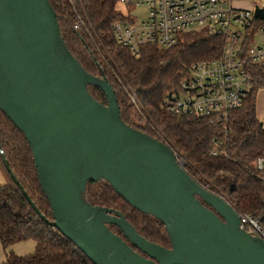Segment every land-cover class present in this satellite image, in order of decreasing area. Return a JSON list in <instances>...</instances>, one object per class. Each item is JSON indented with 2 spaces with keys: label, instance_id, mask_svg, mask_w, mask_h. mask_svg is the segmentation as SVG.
I'll use <instances>...</instances> for the list:
<instances>
[{
  "label": "water",
  "instance_id": "1",
  "mask_svg": "<svg viewBox=\"0 0 264 264\" xmlns=\"http://www.w3.org/2000/svg\"><path fill=\"white\" fill-rule=\"evenodd\" d=\"M254 15L264 18V7ZM0 110L30 146L53 220L20 186L24 197L93 264H264V237L247 231L166 143L122 121L109 83L87 73L66 48L48 0H0ZM100 179L158 219L170 246L141 236L121 211L87 202V182Z\"/></svg>",
  "mask_w": 264,
  "mask_h": 264
},
{
  "label": "trees",
  "instance_id": "2",
  "mask_svg": "<svg viewBox=\"0 0 264 264\" xmlns=\"http://www.w3.org/2000/svg\"><path fill=\"white\" fill-rule=\"evenodd\" d=\"M48 1L66 48L87 73L104 78L114 90L122 121L166 143L182 158L185 171L194 180L224 198L237 213L256 218L264 231V164L261 169L256 166L257 158L264 160V124L260 125L255 104L258 90L264 87V60L248 63L250 90L241 105L230 112L225 130L206 119L178 115L162 106L164 96L179 87L186 66L219 54L220 36L202 29L184 32L171 47L144 43L135 54L116 41L111 29L116 20H131L118 10L119 0ZM87 89L106 104L98 87L88 85ZM132 92L138 106L129 98ZM212 147L217 154L210 153ZM0 150L8 162L6 167L0 155V166L6 174V183L0 185V244L5 249L24 240L35 242L32 253H9L0 264H93L58 229L41 219L24 197L20 186L41 214L53 220L30 146L1 110ZM84 198L93 205L121 211L141 236L170 246L164 225L132 207L106 180H89ZM107 226L123 237L117 226Z\"/></svg>",
  "mask_w": 264,
  "mask_h": 264
},
{
  "label": "built area",
  "instance_id": "3",
  "mask_svg": "<svg viewBox=\"0 0 264 264\" xmlns=\"http://www.w3.org/2000/svg\"><path fill=\"white\" fill-rule=\"evenodd\" d=\"M241 1L119 0L129 8L146 7L147 16L140 22H135L132 15L130 21L116 20L111 29L116 41L135 54L144 43L171 47L184 32L202 29L220 36L219 54L186 66L179 87L164 96L162 106L172 113L206 119L227 130L230 112L241 105L251 87L248 63L264 60V18L254 15L256 7H264V0H250L247 6L236 3ZM129 98L138 106L134 92ZM210 153L217 154L215 147ZM177 159L184 165L181 157ZM263 164V158L256 159L258 169ZM238 214L247 231L264 237L256 218Z\"/></svg>",
  "mask_w": 264,
  "mask_h": 264
},
{
  "label": "rangeland",
  "instance_id": "4",
  "mask_svg": "<svg viewBox=\"0 0 264 264\" xmlns=\"http://www.w3.org/2000/svg\"><path fill=\"white\" fill-rule=\"evenodd\" d=\"M245 1V2H243ZM250 0H242L241 2H236L239 5H247ZM117 8L123 14L134 17L135 22H140L147 16V8L144 6L138 7H126L125 5L118 3ZM256 114L259 120L264 124V87L260 88L256 95ZM6 183V174L0 166V185ZM35 249V242L33 240H24L20 242L13 243L7 248H3L0 244V263L8 257L9 253L16 255H26L30 254Z\"/></svg>",
  "mask_w": 264,
  "mask_h": 264
},
{
  "label": "crops",
  "instance_id": "5",
  "mask_svg": "<svg viewBox=\"0 0 264 264\" xmlns=\"http://www.w3.org/2000/svg\"><path fill=\"white\" fill-rule=\"evenodd\" d=\"M244 6H247V5H244Z\"/></svg>",
  "mask_w": 264,
  "mask_h": 264
}]
</instances>
